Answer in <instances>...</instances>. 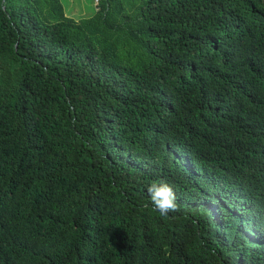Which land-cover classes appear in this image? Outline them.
I'll return each instance as SVG.
<instances>
[{"label":"trees","instance_id":"obj_1","mask_svg":"<svg viewBox=\"0 0 264 264\" xmlns=\"http://www.w3.org/2000/svg\"><path fill=\"white\" fill-rule=\"evenodd\" d=\"M97 2L0 0V264H264V0Z\"/></svg>","mask_w":264,"mask_h":264},{"label":"clouds","instance_id":"obj_2","mask_svg":"<svg viewBox=\"0 0 264 264\" xmlns=\"http://www.w3.org/2000/svg\"><path fill=\"white\" fill-rule=\"evenodd\" d=\"M154 211L161 216H167L170 212L178 211L176 194L173 188L164 181L153 182L147 188Z\"/></svg>","mask_w":264,"mask_h":264},{"label":"rangeland","instance_id":"obj_3","mask_svg":"<svg viewBox=\"0 0 264 264\" xmlns=\"http://www.w3.org/2000/svg\"><path fill=\"white\" fill-rule=\"evenodd\" d=\"M67 17L74 21L92 15L97 5V0H61Z\"/></svg>","mask_w":264,"mask_h":264}]
</instances>
